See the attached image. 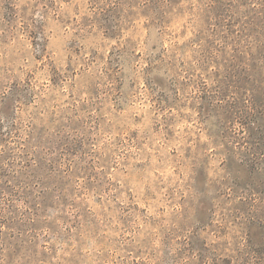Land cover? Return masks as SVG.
Segmentation results:
<instances>
[{"label": "rangeland", "instance_id": "obj_1", "mask_svg": "<svg viewBox=\"0 0 264 264\" xmlns=\"http://www.w3.org/2000/svg\"><path fill=\"white\" fill-rule=\"evenodd\" d=\"M0 264H264V0H0Z\"/></svg>", "mask_w": 264, "mask_h": 264}]
</instances>
